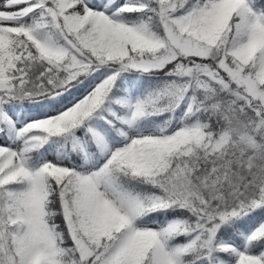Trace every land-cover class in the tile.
Returning a JSON list of instances; mask_svg holds the SVG:
<instances>
[{
    "label": "snow or ice",
    "instance_id": "6c2138e0",
    "mask_svg": "<svg viewBox=\"0 0 264 264\" xmlns=\"http://www.w3.org/2000/svg\"><path fill=\"white\" fill-rule=\"evenodd\" d=\"M0 264H264V0H0Z\"/></svg>",
    "mask_w": 264,
    "mask_h": 264
}]
</instances>
